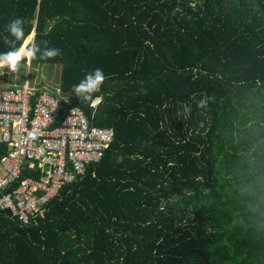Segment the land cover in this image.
<instances>
[{
    "label": "trees",
    "instance_id": "1",
    "mask_svg": "<svg viewBox=\"0 0 264 264\" xmlns=\"http://www.w3.org/2000/svg\"><path fill=\"white\" fill-rule=\"evenodd\" d=\"M17 17L113 136L29 223L0 208V264H264V0H0V53Z\"/></svg>",
    "mask_w": 264,
    "mask_h": 264
},
{
    "label": "built area",
    "instance_id": "2",
    "mask_svg": "<svg viewBox=\"0 0 264 264\" xmlns=\"http://www.w3.org/2000/svg\"><path fill=\"white\" fill-rule=\"evenodd\" d=\"M112 136L111 128L91 125L78 104L62 109L56 95L27 80L0 87V208L29 223L102 156Z\"/></svg>",
    "mask_w": 264,
    "mask_h": 264
},
{
    "label": "clouds",
    "instance_id": "3",
    "mask_svg": "<svg viewBox=\"0 0 264 264\" xmlns=\"http://www.w3.org/2000/svg\"><path fill=\"white\" fill-rule=\"evenodd\" d=\"M24 25L25 21L20 17L14 18L6 25L8 35L3 37V42L9 47V50L0 53V74H3L5 70L9 73H16L24 67L25 63L30 66L35 59L48 60L60 55V49L48 48L47 41L37 43L34 31L30 35L25 36ZM17 42H20L19 47L16 46ZM41 44L44 45L43 48ZM105 79L103 70L97 68L86 74L78 84L73 86V93L79 100L91 102L92 106L96 107L102 103L103 97L94 96V94L100 92ZM211 99L210 96L206 95L199 100L193 97V101L199 109H206ZM190 111L191 109L186 107L184 114L187 115Z\"/></svg>",
    "mask_w": 264,
    "mask_h": 264
},
{
    "label": "rangeland",
    "instance_id": "4",
    "mask_svg": "<svg viewBox=\"0 0 264 264\" xmlns=\"http://www.w3.org/2000/svg\"><path fill=\"white\" fill-rule=\"evenodd\" d=\"M60 71L59 64L31 63L29 66L25 63L19 72L9 73L5 70L3 74H0V87H19L27 80L36 90L54 92L59 97Z\"/></svg>",
    "mask_w": 264,
    "mask_h": 264
}]
</instances>
